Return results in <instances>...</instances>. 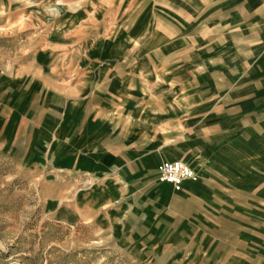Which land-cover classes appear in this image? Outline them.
<instances>
[{
	"label": "crops",
	"instance_id": "1",
	"mask_svg": "<svg viewBox=\"0 0 264 264\" xmlns=\"http://www.w3.org/2000/svg\"><path fill=\"white\" fill-rule=\"evenodd\" d=\"M130 5L136 17L113 38L87 43L89 51L79 58L87 61L73 68L59 94L57 136L62 140L72 129L94 168L134 176L151 172L150 195L173 209L185 203L173 223V243L189 259L264 264V0ZM142 13L150 14L142 24L149 27L132 40L129 30ZM103 41L110 44L101 53ZM39 70L16 79L0 61V87L20 88L29 81L24 98H9L8 103L18 99L16 116L0 115L8 140L22 123L33 128V101L52 84L49 69ZM191 117L201 127L216 128L202 144L180 140L173 128L160 131L161 125ZM164 160H182L191 168L189 162L196 167L200 161L198 179H184L175 191L158 181ZM160 184L169 186V195L157 191Z\"/></svg>",
	"mask_w": 264,
	"mask_h": 264
},
{
	"label": "rangeland",
	"instance_id": "2",
	"mask_svg": "<svg viewBox=\"0 0 264 264\" xmlns=\"http://www.w3.org/2000/svg\"><path fill=\"white\" fill-rule=\"evenodd\" d=\"M132 2L0 0V61L16 79L40 67L49 69L52 78L33 101L32 130L18 124L16 138L9 140L0 130V264H228L189 259L177 248L173 223L187 205L181 202L173 209L150 195L151 172L101 171L87 163L72 129L62 140L57 136L59 94L69 85L73 68L87 61L79 59L89 51L87 43L113 38L136 17ZM147 15L142 13L129 30L132 40L147 27L142 25ZM109 44L103 41L100 52ZM28 83L20 88L2 84L1 116H16L18 99L8 103L9 98L19 93L24 98ZM196 122L195 117L178 120L161 125L160 131L168 134L173 128L180 140L202 144L216 128ZM189 163L198 179L200 161L196 167ZM157 189L163 196L170 193L166 184ZM145 206L150 211L144 212Z\"/></svg>",
	"mask_w": 264,
	"mask_h": 264
},
{
	"label": "built area",
	"instance_id": "3",
	"mask_svg": "<svg viewBox=\"0 0 264 264\" xmlns=\"http://www.w3.org/2000/svg\"><path fill=\"white\" fill-rule=\"evenodd\" d=\"M158 181L172 185L175 191L181 189L184 179L194 178L190 165L182 160H164L158 167Z\"/></svg>",
	"mask_w": 264,
	"mask_h": 264
},
{
	"label": "bare ground",
	"instance_id": "4",
	"mask_svg": "<svg viewBox=\"0 0 264 264\" xmlns=\"http://www.w3.org/2000/svg\"><path fill=\"white\" fill-rule=\"evenodd\" d=\"M193 170V169H192ZM193 173H194V171H193ZM194 177H195V173H194Z\"/></svg>",
	"mask_w": 264,
	"mask_h": 264
}]
</instances>
